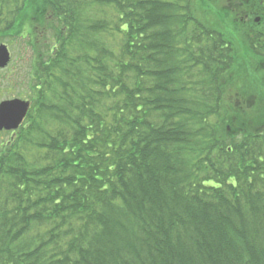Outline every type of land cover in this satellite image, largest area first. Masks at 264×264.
I'll return each instance as SVG.
<instances>
[{
	"label": "trees",
	"instance_id": "1",
	"mask_svg": "<svg viewBox=\"0 0 264 264\" xmlns=\"http://www.w3.org/2000/svg\"><path fill=\"white\" fill-rule=\"evenodd\" d=\"M200 1L0 0V43L53 34L0 264H264V0Z\"/></svg>",
	"mask_w": 264,
	"mask_h": 264
},
{
	"label": "rangeland",
	"instance_id": "2",
	"mask_svg": "<svg viewBox=\"0 0 264 264\" xmlns=\"http://www.w3.org/2000/svg\"><path fill=\"white\" fill-rule=\"evenodd\" d=\"M200 1V0H199ZM220 1H214L210 4L218 5ZM206 5L203 2H198L199 12L206 14L205 8L200 5ZM45 32V31H44ZM52 33V32H51ZM46 33L44 42L51 40L53 34ZM43 40H38V43L32 48L25 40L22 39H7L6 44L10 52V61L8 64L0 68V102L3 100H10L18 98L21 100H26L29 102V108L31 103V98L35 92L33 81L30 79L33 76V64L37 58V52L39 50L44 51L45 45ZM12 43V44H11ZM11 44V45H10ZM39 54V53H38ZM47 56V55H46ZM32 72V74H31ZM33 78V77H32ZM16 132L6 131L0 133V145L6 143L7 140L13 139Z\"/></svg>",
	"mask_w": 264,
	"mask_h": 264
},
{
	"label": "water",
	"instance_id": "3",
	"mask_svg": "<svg viewBox=\"0 0 264 264\" xmlns=\"http://www.w3.org/2000/svg\"><path fill=\"white\" fill-rule=\"evenodd\" d=\"M10 54L5 44H0V68L5 67ZM29 110V102L18 98L0 102V131L15 130L22 123Z\"/></svg>",
	"mask_w": 264,
	"mask_h": 264
},
{
	"label": "flooded vegetation",
	"instance_id": "4",
	"mask_svg": "<svg viewBox=\"0 0 264 264\" xmlns=\"http://www.w3.org/2000/svg\"><path fill=\"white\" fill-rule=\"evenodd\" d=\"M1 132H6V130H2V131H0V133H1ZM7 132H8V131H7ZM11 132H13V131H11Z\"/></svg>",
	"mask_w": 264,
	"mask_h": 264
}]
</instances>
